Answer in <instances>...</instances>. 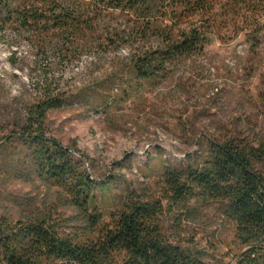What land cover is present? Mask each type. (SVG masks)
<instances>
[{"label": "trees", "instance_id": "1", "mask_svg": "<svg viewBox=\"0 0 264 264\" xmlns=\"http://www.w3.org/2000/svg\"><path fill=\"white\" fill-rule=\"evenodd\" d=\"M263 31L264 0H0V39L26 43L39 68L37 100L0 110L8 131L1 146H21L29 170L65 191L87 223L81 235L64 236L45 217L0 218V264H203L200 251L163 236L161 200L130 194L103 222L94 190L108 184L96 183L83 155L46 125L48 112L64 103L51 71L109 49L125 54L131 78L166 80L201 57L213 37L225 43L243 34L256 48ZM162 180L169 204L220 202L241 246L233 264H264V143L208 140L203 155L163 165Z\"/></svg>", "mask_w": 264, "mask_h": 264}, {"label": "rangeland", "instance_id": "2", "mask_svg": "<svg viewBox=\"0 0 264 264\" xmlns=\"http://www.w3.org/2000/svg\"><path fill=\"white\" fill-rule=\"evenodd\" d=\"M5 40L0 39V110L39 97L35 55L26 43ZM120 54L102 49L65 71H51L64 103L48 112L50 134L83 155L96 183L108 184L107 190H94L104 223L130 194L161 200L157 224L165 239L200 251L203 264H233L241 246L221 203L193 198L169 204L162 167L203 155L206 142L216 138L264 143V37L256 48L243 34L225 43L213 37L201 57L155 82L131 78ZM7 132L0 124V218L14 223L45 217L61 235H81L87 227L83 213L65 191L29 170L21 146H1Z\"/></svg>", "mask_w": 264, "mask_h": 264}]
</instances>
